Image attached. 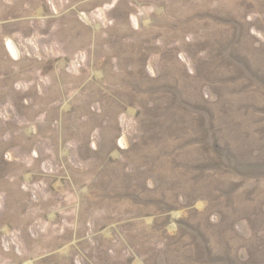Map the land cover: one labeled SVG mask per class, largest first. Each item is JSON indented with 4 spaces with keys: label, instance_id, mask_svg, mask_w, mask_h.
Instances as JSON below:
<instances>
[{
    "label": "rangeland",
    "instance_id": "1",
    "mask_svg": "<svg viewBox=\"0 0 264 264\" xmlns=\"http://www.w3.org/2000/svg\"><path fill=\"white\" fill-rule=\"evenodd\" d=\"M0 264H264V0H0Z\"/></svg>",
    "mask_w": 264,
    "mask_h": 264
}]
</instances>
